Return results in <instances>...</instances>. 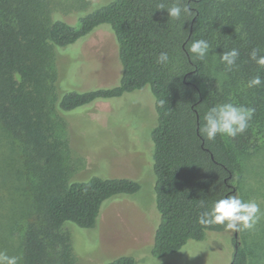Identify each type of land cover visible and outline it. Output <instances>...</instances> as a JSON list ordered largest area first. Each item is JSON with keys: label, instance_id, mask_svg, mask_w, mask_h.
Returning a JSON list of instances; mask_svg holds the SVG:
<instances>
[{"label": "trees", "instance_id": "1", "mask_svg": "<svg viewBox=\"0 0 264 264\" xmlns=\"http://www.w3.org/2000/svg\"><path fill=\"white\" fill-rule=\"evenodd\" d=\"M172 2L111 0L70 25L52 17L50 0H0V127L4 139L21 145V159L8 154L3 161L24 169L39 207V224L34 220L24 230L22 264H75L69 234L61 226L93 228L105 201L140 190L128 177L72 180L66 122L60 113L145 86L156 113L151 141L160 215L150 254L162 258L189 240L204 239L207 232H229L221 225H200L198 216L216 200L238 193L233 152L250 154L264 144V84L247 87L257 75L264 80V68L250 58L256 48L264 55V0H187L196 15L181 20L157 9L159 3ZM100 24H108L116 40L118 85L67 91L59 97L56 48ZM200 39L211 46L203 61L193 60L188 52ZM233 48L239 58L227 71L220 57ZM161 52L170 56L166 66L156 62ZM225 102L255 109L250 126L236 137L218 135L207 141L199 132L203 116ZM25 188L24 183L17 187V197L27 195ZM10 205L0 215H15ZM231 241L230 264H247V250L233 233ZM134 262L132 256H120L104 264Z\"/></svg>", "mask_w": 264, "mask_h": 264}, {"label": "rangeland", "instance_id": "2", "mask_svg": "<svg viewBox=\"0 0 264 264\" xmlns=\"http://www.w3.org/2000/svg\"><path fill=\"white\" fill-rule=\"evenodd\" d=\"M110 1L50 0L52 17L75 25L81 16ZM55 67L59 97L67 91L118 85L121 66L110 26L100 24L74 43L56 48ZM60 115L66 122L72 180L128 177L140 184L135 194L105 201L93 228L72 223L61 226L69 234L75 264H104L120 256H132L134 264H230L234 250L230 231L207 232L204 239L189 240L162 258L150 254L160 215L155 204L151 141L156 113L148 86ZM4 134L0 127V214L2 209H11L10 203L16 212L10 218L0 215V250L20 257L22 264L24 230L34 220L39 224V207L27 188L24 169L17 162H4L8 154L21 159V145L4 139ZM233 160L240 198L256 202L264 213V144L250 154L233 152ZM22 183L27 195L19 198L16 189ZM237 241L247 250V264H264V216L253 230L237 233Z\"/></svg>", "mask_w": 264, "mask_h": 264}, {"label": "clouds", "instance_id": "3", "mask_svg": "<svg viewBox=\"0 0 264 264\" xmlns=\"http://www.w3.org/2000/svg\"><path fill=\"white\" fill-rule=\"evenodd\" d=\"M157 9L167 10L168 18L181 20L182 16L194 17L196 13L187 3V0H173L171 6L159 3ZM211 46L205 39L193 41L188 48L193 60L203 61L209 54ZM260 49L256 48L250 53V58L264 68V55H260ZM239 58V50L236 48L221 54V62L225 64L227 71H232ZM157 64L168 65L170 56L167 52H161ZM264 80L257 75L248 81L247 87H259ZM255 109L245 106H238L231 102L216 104L210 107L203 116L199 129L200 135L207 141H214L217 136L236 137L243 134L250 126V121ZM201 207L204 202L201 201ZM264 216L260 206L254 202H244L238 193L230 194L213 202L210 208H206L198 216V223L202 226L221 225L225 231L237 234L243 231H250L255 228L260 219ZM0 264H20V257L8 255L5 250H0Z\"/></svg>", "mask_w": 264, "mask_h": 264}, {"label": "water", "instance_id": "4", "mask_svg": "<svg viewBox=\"0 0 264 264\" xmlns=\"http://www.w3.org/2000/svg\"><path fill=\"white\" fill-rule=\"evenodd\" d=\"M234 237L237 239V234H234Z\"/></svg>", "mask_w": 264, "mask_h": 264}]
</instances>
